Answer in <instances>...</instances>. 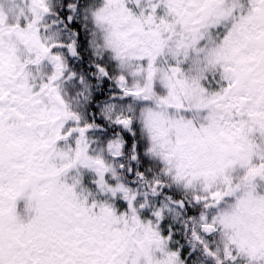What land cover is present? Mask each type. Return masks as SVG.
Returning <instances> with one entry per match:
<instances>
[{
    "label": "snow or ice",
    "instance_id": "1",
    "mask_svg": "<svg viewBox=\"0 0 264 264\" xmlns=\"http://www.w3.org/2000/svg\"><path fill=\"white\" fill-rule=\"evenodd\" d=\"M0 264H264V0H0Z\"/></svg>",
    "mask_w": 264,
    "mask_h": 264
}]
</instances>
